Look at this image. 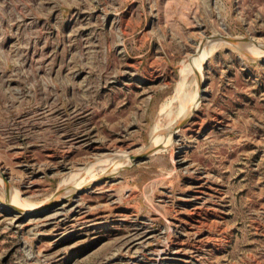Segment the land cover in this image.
I'll list each match as a JSON object with an SVG mask.
<instances>
[{"label":"rangeland","instance_id":"1","mask_svg":"<svg viewBox=\"0 0 264 264\" xmlns=\"http://www.w3.org/2000/svg\"><path fill=\"white\" fill-rule=\"evenodd\" d=\"M1 170L0 264H264V0H0Z\"/></svg>","mask_w":264,"mask_h":264},{"label":"bare ground","instance_id":"2","mask_svg":"<svg viewBox=\"0 0 264 264\" xmlns=\"http://www.w3.org/2000/svg\"><path fill=\"white\" fill-rule=\"evenodd\" d=\"M198 60H201V58L198 59ZM198 62H199V61H196V63L194 64V70L197 71L198 74H199V70H200L201 67L199 68ZM201 62H202V61H201ZM200 80H202V79H199V83H200ZM199 83H198V84H199ZM198 84H197V85H198ZM198 89H199V88H198ZM198 91H199V90H198ZM196 92H197V91H196ZM196 92H195V94H196ZM199 93H200V92H199ZM199 93H198V94H199ZM194 96H195V95H194ZM197 98H198V97H197ZM197 98H196V96H195L194 98H192L191 100H190V98H189V100H190L189 104L186 105V106H181L180 111H179V113H180L179 115H181V116H180V118L178 117L179 119H178L177 121H176V119H175V121H176L177 124H180L183 120H185V119L190 115V112H192V109L194 108V106H195L196 103L198 102V101H196ZM199 99H200V98H198L197 100H199ZM184 103H185V102H184ZM185 104H186V103H185ZM195 107H196V106H195ZM177 108H178V107H177ZM191 115H192V114H191ZM186 120H187V119H186ZM183 122H184V121H183ZM173 123H174V122H173ZM171 124H172V123H171ZM181 124H182V123H181ZM169 126H170V125H166V127H169ZM175 126H176V125H175ZM175 126H174V127H175ZM170 128H171V127H170ZM171 132H172V131H171ZM156 134H157V133H156ZM162 141H163V140H162ZM162 141H161V142H162ZM161 142H160V143H161ZM155 146H156V145H155ZM124 154H125V153H124ZM128 155H130V154H128ZM124 156H125V155H124ZM126 156H127V155H126ZM127 157L129 158V156H127ZM112 158H113V157H112ZM128 158H127V159H128ZM110 159H111V158H110ZM120 159H121V158H120ZM124 159H125V158H124ZM122 160H123V159H122ZM129 160H130V159H129ZM129 160H127V161H129ZM107 161H108V160H107ZM116 161H117V160H116ZM116 161H113V162H116ZM182 161H183V160H182ZM118 162H119V161H118ZM101 163H102V162H101ZM105 163H106V162H105ZM105 163H104V164H105ZM107 163H108V162H107ZM110 163H111V162H110ZM116 163H117V162H116ZM102 164H103V163H102ZM116 165H117V164H116ZM102 166H103V165H102ZM113 166H114V165H113ZM99 168H100V167H99ZM103 168H105V167H103ZM103 168L101 167V169H103ZM108 168H109V167H108ZM111 168H112V167H111ZM105 171H106V170H105ZM98 172H99V171H98ZM102 172H103V171H102ZM102 172H101V173H102ZM101 173H100V174H101ZM104 173H105V172H104ZM106 173H107V172H106ZM100 174H99V175H100ZM78 175H79V174H78ZM102 175H103V173H102ZM76 176H77V175H75V177H76ZM96 176H98V174H96ZM77 178H78V177H77ZM74 179H75V178H74ZM91 179H92V178H91ZM0 180H2V181H5V180H6V178L4 177V174H3L2 170L0 171ZM89 180H90V179H89ZM94 180H95V179H94ZM6 181H7V180H6ZM91 181H92V180H91ZM86 182H87V181H86ZM86 182H85L84 184H86ZM89 182H90V181H89ZM92 182H93V181H92ZM87 183H88V182H87ZM89 184H90V183H89ZM80 186H81V185H80ZM87 186H88V185H87ZM75 188L77 189V188H79V187H75ZM77 192H78V191H77ZM198 197H199V196H198ZM199 201H200V200H199ZM187 202H188V201H187ZM190 202H191V201H190ZM196 202H197V201H196ZM76 204H77V203H76ZM76 204H75V205H76ZM80 204H82V203H80ZM197 204H198V203H197ZM78 205H79V204H78ZM84 205H85V204H84ZM196 206H197V205H196ZM59 207H60V206H59ZM193 207H195V206H193ZM198 207H200V206H198ZM198 207H197V208H198ZM76 208H77V207H76ZM35 209H36V208L31 207V208H28L27 210H28V212H32V213H33L34 211H36ZM64 209H65V208H64ZM83 209H84V208H83ZM85 209H86V208H85ZM85 209H84V210H85ZM58 210H59V209H58ZM58 210H57V211H58ZM62 210H63V209H62ZM65 210H66V209H65ZM75 210H76V209H75ZM82 211H83V210H82ZM197 211H198V210H197ZM54 212H55V211H54ZM60 212H61V211H60ZM60 212H59V213H60ZM62 212H63V211H62ZM62 212H61V213H62ZM75 212H76V211H75ZM78 212H80V211H78ZM84 212H85V211H84ZM199 213H200V212H199ZM30 214H31V213H30ZM57 214H58V213H57ZM53 216H54V215H53ZM53 216H52V217H53ZM55 217H56V216H55ZM82 217H83V216H82ZM85 217H86V216H85ZM200 217H201V216H200ZM47 218H48V216H47ZM57 218H58V217H57ZM183 219H185V218H183ZM44 220H45V219H44ZM48 220H50V219L48 218ZM52 220H53V219H52ZM45 221H46V220H45ZM58 221H59V220H58ZM48 222H49V221H48ZM200 222H201V220H200ZM57 223H58V222H57ZM194 228H195V227H194ZM194 231H196V230H194ZM159 254H160V253H159ZM163 255H164V254H163ZM163 255H162V256H163ZM166 255H167V253H166ZM162 256H161V257H162ZM167 257H168V255H167Z\"/></svg>","mask_w":264,"mask_h":264},{"label":"water","instance_id":"3","mask_svg":"<svg viewBox=\"0 0 264 264\" xmlns=\"http://www.w3.org/2000/svg\"><path fill=\"white\" fill-rule=\"evenodd\" d=\"M234 41V40H233Z\"/></svg>","mask_w":264,"mask_h":264}]
</instances>
